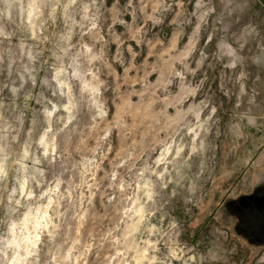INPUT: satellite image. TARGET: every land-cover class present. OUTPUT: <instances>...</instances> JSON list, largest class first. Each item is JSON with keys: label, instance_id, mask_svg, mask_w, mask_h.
Returning <instances> with one entry per match:
<instances>
[{"label": "rangeland", "instance_id": "rangeland-1", "mask_svg": "<svg viewBox=\"0 0 264 264\" xmlns=\"http://www.w3.org/2000/svg\"><path fill=\"white\" fill-rule=\"evenodd\" d=\"M262 179L263 0H0V264H264Z\"/></svg>", "mask_w": 264, "mask_h": 264}, {"label": "flooded vegetation", "instance_id": "flooded-vegetation-1", "mask_svg": "<svg viewBox=\"0 0 264 264\" xmlns=\"http://www.w3.org/2000/svg\"><path fill=\"white\" fill-rule=\"evenodd\" d=\"M243 196L240 203L234 206L235 212L242 216L241 219L246 225L242 230L252 241L264 243V179L257 182L254 188Z\"/></svg>", "mask_w": 264, "mask_h": 264}, {"label": "bare ground", "instance_id": "bare-ground-1", "mask_svg": "<svg viewBox=\"0 0 264 264\" xmlns=\"http://www.w3.org/2000/svg\"><path fill=\"white\" fill-rule=\"evenodd\" d=\"M32 240V239H31ZM31 242V241H30ZM33 243V242H32Z\"/></svg>", "mask_w": 264, "mask_h": 264}, {"label": "water", "instance_id": "water-1", "mask_svg": "<svg viewBox=\"0 0 264 264\" xmlns=\"http://www.w3.org/2000/svg\"><path fill=\"white\" fill-rule=\"evenodd\" d=\"M264 1V0H263Z\"/></svg>", "mask_w": 264, "mask_h": 264}]
</instances>
